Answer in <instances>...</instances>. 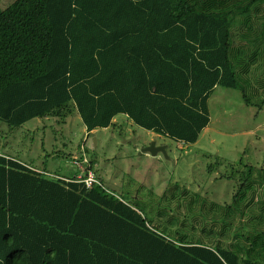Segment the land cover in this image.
I'll use <instances>...</instances> for the list:
<instances>
[{
    "label": "trees",
    "instance_id": "trees-1",
    "mask_svg": "<svg viewBox=\"0 0 264 264\" xmlns=\"http://www.w3.org/2000/svg\"><path fill=\"white\" fill-rule=\"evenodd\" d=\"M218 86L264 105V0H14L0 10L8 130L78 115L90 132L122 114L193 144ZM221 178L237 182L228 202L178 183L130 201L0 152V264H264V168L230 164Z\"/></svg>",
    "mask_w": 264,
    "mask_h": 264
},
{
    "label": "rangeland",
    "instance_id": "rangeland-1",
    "mask_svg": "<svg viewBox=\"0 0 264 264\" xmlns=\"http://www.w3.org/2000/svg\"><path fill=\"white\" fill-rule=\"evenodd\" d=\"M14 0H0V10ZM209 122L196 142L184 144L137 127L124 115L113 125L87 132L78 115L56 121L33 118L8 130L0 123V152L51 174L77 177L85 166L72 164L84 155L104 187L124 200L148 201L170 183H178L218 203L228 202L237 182L219 179L229 165L264 168V105L244 104L238 90L215 87L207 102ZM8 133V134H7ZM154 141L165 155L141 152ZM213 168L208 172L207 168Z\"/></svg>",
    "mask_w": 264,
    "mask_h": 264
},
{
    "label": "built area",
    "instance_id": "built-area-1",
    "mask_svg": "<svg viewBox=\"0 0 264 264\" xmlns=\"http://www.w3.org/2000/svg\"><path fill=\"white\" fill-rule=\"evenodd\" d=\"M71 159H72V164L75 165L76 167H81L82 165L85 166V169H86L85 174L76 177L79 182L84 183L86 188H92L94 185L104 188L102 186L101 181L89 169V165H86V160L83 154L80 155V157L75 156L74 158H71Z\"/></svg>",
    "mask_w": 264,
    "mask_h": 264
},
{
    "label": "water",
    "instance_id": "water-1",
    "mask_svg": "<svg viewBox=\"0 0 264 264\" xmlns=\"http://www.w3.org/2000/svg\"><path fill=\"white\" fill-rule=\"evenodd\" d=\"M141 152H148L151 155H156L157 152H160L165 155V146H156L155 142H150L147 146L141 149Z\"/></svg>",
    "mask_w": 264,
    "mask_h": 264
},
{
    "label": "crops",
    "instance_id": "crops-1",
    "mask_svg": "<svg viewBox=\"0 0 264 264\" xmlns=\"http://www.w3.org/2000/svg\"><path fill=\"white\" fill-rule=\"evenodd\" d=\"M150 132V131H149ZM152 133V132H151ZM98 178V177H97Z\"/></svg>",
    "mask_w": 264,
    "mask_h": 264
}]
</instances>
